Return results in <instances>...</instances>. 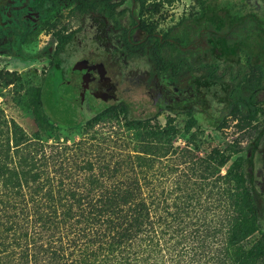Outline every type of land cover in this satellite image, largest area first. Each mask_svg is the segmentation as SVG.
Segmentation results:
<instances>
[{
    "label": "rangeland",
    "instance_id": "obj_1",
    "mask_svg": "<svg viewBox=\"0 0 264 264\" xmlns=\"http://www.w3.org/2000/svg\"><path fill=\"white\" fill-rule=\"evenodd\" d=\"M162 1L156 0L148 4V17L157 21L159 28L166 29L181 17L186 23L194 22L199 14L198 6L204 0H171V3ZM251 1L259 3V6L263 5V11H253L251 14L264 27V0ZM31 3L30 1L28 5ZM247 3V0H208L205 6L218 7L220 4L229 16H235V21L239 24ZM25 4V0H12L10 6L6 5L0 10V122L8 126L14 120L33 138L34 144L44 147L42 154L46 153L49 159L42 168L50 176L56 175L54 171L64 175L67 173L71 180H65V186L73 189L78 184V189H82L86 184L85 176L105 173L106 168L116 167L119 162L123 171L128 173L126 177L136 176L139 179L146 196L156 197L159 203L170 206L198 201L196 205L209 209L208 219L217 215L213 214L218 199L217 191L221 189L233 192L236 186L233 178L235 173L246 178H242L240 185L246 191L251 186L249 180H255L257 188L261 186L260 181L264 179V100L261 95L256 96L259 112L257 121L251 127L238 130L235 122L230 121L226 128L217 130L214 126L215 119L207 122L210 115L205 117L208 114L204 113L203 104L199 105L192 100V103L171 111L159 110L143 103L146 99L141 90L129 87L123 101L130 108L131 118H150L149 125L157 123L162 127L168 117L174 119L175 132L168 145H163L159 154L150 156L152 160L144 163L139 157L145 156L140 152L145 129L128 125L123 112L111 110V101L87 98L78 106L77 102L82 95L80 68L83 59H115L82 57L85 44H88L87 49H93L90 39L99 38L100 31L90 26L89 19L83 22L82 17H70L66 14L64 6L59 8L58 11H62L58 14L59 25L65 23L67 28H78L74 41L64 48L63 54L52 57L55 40L49 34V29L34 28L33 24L24 21V16L28 13L27 8H24ZM106 28L108 36L114 38L116 26L113 21L108 19ZM79 42L82 43L81 46ZM248 50L254 60L262 59L255 47H249ZM142 60L143 57H133L129 65L133 70L143 71L146 65ZM244 62L245 57L241 56L240 63ZM161 82L167 83L163 79ZM38 87L42 88L46 119L34 107V93ZM216 96L220 98L221 94ZM222 109V105H213V111ZM157 112L156 118H153ZM68 118H73L79 124H63ZM235 139L239 141L240 152L228 155L225 152L227 144ZM35 155L40 157V151ZM219 155L225 157L223 164L220 163ZM52 156L55 157L51 159ZM129 158H132V163ZM106 177L107 175L104 176ZM119 179L118 176L105 180L100 177L99 181L102 185H117ZM99 185L101 183L92 186ZM54 186L59 189L57 185ZM86 186V189L92 187ZM62 199L68 200V197L62 196ZM234 200L235 197L225 198L228 205ZM240 200L237 199L238 202ZM260 237V233L254 232L241 245L250 250L257 245Z\"/></svg>",
    "mask_w": 264,
    "mask_h": 264
},
{
    "label": "trees",
    "instance_id": "obj_2",
    "mask_svg": "<svg viewBox=\"0 0 264 264\" xmlns=\"http://www.w3.org/2000/svg\"><path fill=\"white\" fill-rule=\"evenodd\" d=\"M247 1L249 12L263 6ZM241 21L243 16L239 24ZM238 52L236 48V56ZM257 69L252 66L248 103L242 95L246 76L236 80L231 118L217 124V130L226 128L230 121L238 130H245L257 121L259 110L252 101L254 89L261 87L262 73ZM42 97V88H36L34 107L46 119ZM110 107L123 112L128 125L145 129L140 149L145 156L139 157L144 163L159 154L175 132L172 117L163 127L157 123L151 126L150 118H131L125 104ZM65 120V125L79 124L73 118ZM0 137V264H264V179L259 188L255 180H249L251 186L246 191L240 187L246 178L235 173L233 192L217 191L213 212L217 215L208 219L209 209L196 205L198 201L170 206L151 195L149 199L139 179L126 177L128 173L119 162L105 173L85 176L82 189L78 184L72 189L64 183L71 180L67 173L54 171L52 177L43 170L49 159L42 154L44 147L34 144L14 120L8 126L0 122ZM240 149L235 139L225 152L235 155ZM37 151L40 157H36ZM219 158L223 164L224 155ZM129 161L132 163V158ZM117 176V185L99 181L100 177ZM96 183L101 185L92 186ZM86 185L92 187L86 189ZM226 196L235 197L231 205ZM254 232L261 237L256 246L246 250L241 243Z\"/></svg>",
    "mask_w": 264,
    "mask_h": 264
},
{
    "label": "flooded vegetation",
    "instance_id": "obj_3",
    "mask_svg": "<svg viewBox=\"0 0 264 264\" xmlns=\"http://www.w3.org/2000/svg\"><path fill=\"white\" fill-rule=\"evenodd\" d=\"M30 1L32 3L29 6ZM155 1L25 0L24 8H27L28 13L25 14L24 21L33 24L34 28L49 29V34L55 40L52 57L63 54L64 48L74 41L78 28H67L65 23L59 25L58 14L62 12L58 11L59 8L64 6L66 14L70 17H82L83 22L89 19L90 26L100 31L99 38L90 39L93 49H87L88 44H85L82 57L115 59L84 58L83 62L91 60L113 64L117 91L114 100L110 98L104 101L93 95H88L85 99L127 105L123 96L129 87H136L146 99L143 103L159 110L171 111L192 103V100L199 105L203 104L204 113L208 114L205 117L210 115L207 122L215 119L216 126L231 118L230 111L233 109L236 80L239 76H246V91L242 94H246L244 97L248 103L251 70L252 66H256V71L262 73L261 87L254 89L252 96L257 108L256 96L259 94L264 100V27L252 18L251 12L246 9L244 21L238 24L235 16H229L220 4L218 7H203L201 2L194 22L186 23L181 17L172 26L161 29L157 21L148 17V4ZM162 2L171 3V0ZM1 4L3 7L10 6L12 0H0ZM258 11H263V6ZM108 19L116 26L114 38H110L106 31ZM81 45L79 42V46ZM249 47H255L262 59L254 60ZM236 48L239 49L237 56ZM241 56L245 57L243 64L240 63ZM133 57H143L146 69L133 70L129 65ZM161 79L167 83H162ZM104 85L108 91L114 87L109 81ZM218 94H221L220 98L216 96ZM216 103L223 106L221 111H213Z\"/></svg>",
    "mask_w": 264,
    "mask_h": 264
},
{
    "label": "water",
    "instance_id": "obj_4",
    "mask_svg": "<svg viewBox=\"0 0 264 264\" xmlns=\"http://www.w3.org/2000/svg\"><path fill=\"white\" fill-rule=\"evenodd\" d=\"M114 71L115 67L113 64L84 60L81 67V81L83 82L82 95L81 99L77 102L78 106H81L82 101L88 95H93L95 98H100L104 101L110 98L114 100L117 91V86L114 84ZM106 81H109L114 85L109 91L104 85Z\"/></svg>",
    "mask_w": 264,
    "mask_h": 264
}]
</instances>
